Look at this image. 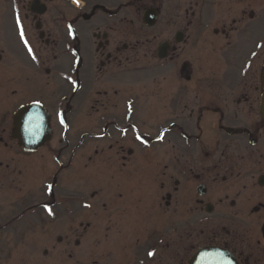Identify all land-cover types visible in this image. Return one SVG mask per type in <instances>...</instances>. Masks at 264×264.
Masks as SVG:
<instances>
[{"label": "flooded vegetation", "instance_id": "flooded-vegetation-1", "mask_svg": "<svg viewBox=\"0 0 264 264\" xmlns=\"http://www.w3.org/2000/svg\"><path fill=\"white\" fill-rule=\"evenodd\" d=\"M263 66L264 0H0V264H264Z\"/></svg>", "mask_w": 264, "mask_h": 264}, {"label": "water", "instance_id": "water-1", "mask_svg": "<svg viewBox=\"0 0 264 264\" xmlns=\"http://www.w3.org/2000/svg\"><path fill=\"white\" fill-rule=\"evenodd\" d=\"M262 94L260 101L261 117L264 121V66L262 70ZM43 111L39 105H28L21 107L13 119L16 130L20 132L15 137L19 140L24 149L35 148L48 138L49 127L46 119L43 118ZM189 264H235L227 259L216 248H204L196 252Z\"/></svg>", "mask_w": 264, "mask_h": 264}, {"label": "rangeland", "instance_id": "rangeland-1", "mask_svg": "<svg viewBox=\"0 0 264 264\" xmlns=\"http://www.w3.org/2000/svg\"><path fill=\"white\" fill-rule=\"evenodd\" d=\"M44 233L25 231L20 233L21 256L25 257L29 248L34 249L37 258H41V251L44 248Z\"/></svg>", "mask_w": 264, "mask_h": 264}, {"label": "snow or ice", "instance_id": "snow-or-ice-1", "mask_svg": "<svg viewBox=\"0 0 264 264\" xmlns=\"http://www.w3.org/2000/svg\"><path fill=\"white\" fill-rule=\"evenodd\" d=\"M79 2H80V0H73V3H75V4H77V6H79ZM17 23L19 24V21L17 20ZM69 34H71V29H69ZM21 38L23 39V33L21 32ZM29 52H31V49L29 48ZM138 139L140 138V137H137ZM161 137H157V139H160ZM49 187H51V186H49ZM148 255L149 256H152L153 255V253L152 252H149L148 253Z\"/></svg>", "mask_w": 264, "mask_h": 264}]
</instances>
